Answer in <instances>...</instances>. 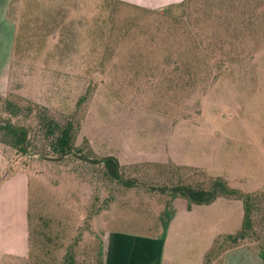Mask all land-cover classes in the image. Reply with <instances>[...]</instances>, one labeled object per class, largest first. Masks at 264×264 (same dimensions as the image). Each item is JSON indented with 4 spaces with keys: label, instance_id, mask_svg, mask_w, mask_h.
Listing matches in <instances>:
<instances>
[{
    "label": "rangeland",
    "instance_id": "374dc122",
    "mask_svg": "<svg viewBox=\"0 0 264 264\" xmlns=\"http://www.w3.org/2000/svg\"><path fill=\"white\" fill-rule=\"evenodd\" d=\"M8 12L16 37L0 102L78 121L75 145L89 155L14 153L31 225L53 240L46 247L98 264L103 231L162 235L165 213L187 212L186 198L139 180L143 188H126L96 160L201 168L230 189L264 192V0H11ZM192 181L209 183L197 172ZM263 197L243 240L262 251ZM216 239L214 252L233 244ZM202 244L213 262L204 259L213 242Z\"/></svg>",
    "mask_w": 264,
    "mask_h": 264
},
{
    "label": "crops",
    "instance_id": "0c3cea01",
    "mask_svg": "<svg viewBox=\"0 0 264 264\" xmlns=\"http://www.w3.org/2000/svg\"><path fill=\"white\" fill-rule=\"evenodd\" d=\"M10 2L0 0V93L10 86L14 58L16 27L8 12ZM28 186L24 170L8 168L0 152V264H13L28 255ZM243 214L240 199L216 197L208 203L191 204L187 212L170 209L162 235L107 229L101 235V264H264V251L247 242L214 252L216 238L238 232ZM203 242H213L203 257L217 256L213 262L202 259Z\"/></svg>",
    "mask_w": 264,
    "mask_h": 264
},
{
    "label": "trees",
    "instance_id": "16d2710c",
    "mask_svg": "<svg viewBox=\"0 0 264 264\" xmlns=\"http://www.w3.org/2000/svg\"><path fill=\"white\" fill-rule=\"evenodd\" d=\"M2 95V94H0ZM6 98V97H4ZM0 108L6 112V116L0 118H14L15 125L18 127H26L30 131V138L27 141V147L32 152H37L51 157H60L67 152H75L81 156L89 157L83 150L75 145V137L79 130L78 121L67 118L64 121L58 120L50 111L41 105L26 102L20 104L4 99L0 102ZM25 131L23 129H16L9 124H0V152L7 160L8 168L13 171L23 169L21 166L14 167L13 157L16 155L26 154L24 148ZM66 157H74L68 155ZM41 160L40 158H35ZM100 161L97 168L101 169L103 173L111 180H114L126 188H133L136 186H143L137 184V180L145 183L151 189H158L162 193H168L173 197H184L188 200L187 208L191 204H201L211 202L216 197L236 198L240 199L243 205V219L238 232L234 235L226 236L231 239L233 243L245 242L244 238L253 231L256 217L258 215L259 205L262 202L261 193H242L227 187L226 183L221 179L208 178L201 168L180 166V165H163L151 162L133 163L124 166L118 165L114 158L108 157ZM168 168H166V167ZM167 171H172L168 173ZM176 172V173H175ZM187 172V173H184ZM194 172H197L203 179H208V185L202 182H193L192 178ZM161 173V174H160ZM150 174V175H149ZM168 176L170 184L168 183ZM161 177H164L162 179ZM177 177L176 182H172ZM147 178V180L145 179ZM158 179V180H156ZM166 181L164 183L163 181ZM189 181V182H188ZM191 182V183H190ZM161 184V187H156ZM264 201V197H263ZM168 208L170 203H166ZM166 211V212H167ZM257 212V214H256ZM168 215L165 213V217ZM161 220L160 224L164 228L167 217ZM32 216L30 215V206L28 212V255L21 259V261L14 262V264H75L76 257L69 252L71 249L61 250L62 248H49L53 240L46 233L41 232L32 226ZM47 226V222H45ZM45 237L44 242L40 245L39 237ZM242 240V241H241ZM249 243V242H247ZM78 258V257H77ZM98 264H101L100 256Z\"/></svg>",
    "mask_w": 264,
    "mask_h": 264
},
{
    "label": "water",
    "instance_id": "95a60500",
    "mask_svg": "<svg viewBox=\"0 0 264 264\" xmlns=\"http://www.w3.org/2000/svg\"><path fill=\"white\" fill-rule=\"evenodd\" d=\"M9 124L11 127H13V128H16V129H23L24 131H25V140H24V148H25V150H26V154L28 155V156H38L36 153H31V152H29L28 150H27V146H26V141H27V139H28V137H29V134H28V129L27 128H24V127H18V126H16L15 125V122H14V119H5V118H0V124ZM67 154H74L73 152H67V153H65V154H63V155H61L60 157H54V158H52V157H45V156H41L43 159H49V160H55V161H57V160H60V159H62V157L63 156H65V155H67ZM80 158H82V159H86V158H84V157H80ZM100 161H96V163H99Z\"/></svg>",
    "mask_w": 264,
    "mask_h": 264
}]
</instances>
